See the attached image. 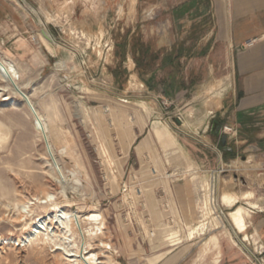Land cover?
Wrapping results in <instances>:
<instances>
[{"label": "rangeland", "instance_id": "374dc122", "mask_svg": "<svg viewBox=\"0 0 264 264\" xmlns=\"http://www.w3.org/2000/svg\"><path fill=\"white\" fill-rule=\"evenodd\" d=\"M228 24L226 0H0V60L27 99L0 76V239L60 210L96 213L114 264H156L169 250L159 264H264V133L234 145L206 107L229 89ZM221 188L252 194L239 202L248 241L217 207ZM65 243L81 248L74 226ZM37 244L1 245L0 264H67L54 252L63 241Z\"/></svg>", "mask_w": 264, "mask_h": 264}, {"label": "crops", "instance_id": "0c3cea01", "mask_svg": "<svg viewBox=\"0 0 264 264\" xmlns=\"http://www.w3.org/2000/svg\"><path fill=\"white\" fill-rule=\"evenodd\" d=\"M226 1L229 45L232 48V76L229 89L217 109L223 120L221 128L228 126L234 129L235 137L231 141L238 145L252 142L253 138L247 136L250 133H264L258 127L259 119H264V0ZM58 52L59 47L57 54ZM221 130L219 133L222 134ZM221 161L220 157L217 165ZM215 252L217 260L221 256L220 245ZM171 253L170 250L164 252L156 264Z\"/></svg>", "mask_w": 264, "mask_h": 264}, {"label": "bare ground", "instance_id": "6f19581e", "mask_svg": "<svg viewBox=\"0 0 264 264\" xmlns=\"http://www.w3.org/2000/svg\"><path fill=\"white\" fill-rule=\"evenodd\" d=\"M38 35H37V39H38ZM46 39L50 41L52 44L54 43L47 35H46ZM55 51H56V48H55ZM56 57H57V54H56ZM0 73H1L0 76L2 79L9 82L11 85L13 84V87L17 88V86L13 83L16 80L15 77L17 76V72L12 65H6L0 60ZM218 106H219V102L217 101L215 102L213 100L207 102L206 104V107L208 108L210 113H212L215 109H217ZM41 120H42L41 116L37 115V118L35 119L37 130H39L43 138L45 137V139L48 141V136L46 134L45 128L42 126ZM150 136L151 135H149V138ZM149 138L145 139L143 143L148 141ZM143 143L141 145H143ZM46 150L48 152L47 154L48 157L52 158L51 148L49 149V146H48ZM52 165L55 168L58 166L55 161L54 163H52ZM227 184L229 185V183ZM221 189H222V193L217 197L218 206L217 205L216 206L218 208L224 207V208L229 209L228 212L226 213V218L231 228L235 231L237 235L243 236L242 238L243 242L248 241L249 237L246 234V230L249 227L248 226L249 222L247 220L250 218V216L248 215V213H246L245 208L242 205H239V202L249 201L252 198V194L248 191L239 193L235 191H227L226 189L225 191H223V188ZM48 198H51V197L47 196L44 199H39L38 197H31L30 199H28L27 208L29 207V205H33V204H30L32 202L37 203L39 205H45L47 203ZM246 205L248 206L250 205V207L256 208L254 204L249 203V202L246 203ZM58 213L60 214L61 217L57 215L56 213L53 215L51 213L44 217H38L35 220L31 219L33 221L31 225H29L26 228L28 229V231L25 233V235L21 239H16L15 241L11 239H8V240L0 239V246L1 245L2 246L3 245L5 246L15 245L16 247L22 248V247H26L31 244L40 243L42 245V244H46V242H49V241L55 242V240L57 239L59 241H63L64 244H53L54 252L56 251L60 252L64 260L67 262V264L68 263L69 264H76V263L114 264L111 254H109L110 252H112L111 246L97 239L98 235L102 234L101 230L103 229V226L100 221L101 217L99 214L91 213V214H86V215H77L73 213H66V212H63L62 210H60ZM212 220L214 221L213 227L217 229L218 228L217 221L214 218ZM86 225H89V228H86L87 227ZM73 226L75 227L77 231V235L79 236L80 241H81V248L75 252L67 250L66 248L67 246L65 243V241L68 238H70V236H72ZM176 236H174V233L168 234V238L166 239L169 240L170 246H174L180 242L179 239L175 238ZM95 239H97L98 244H94ZM208 241L209 243L206 245L209 246L212 244L214 250L218 249L219 244H218V239L216 235L210 237ZM95 250H99V251L95 252Z\"/></svg>", "mask_w": 264, "mask_h": 264}, {"label": "water", "instance_id": "95a60500", "mask_svg": "<svg viewBox=\"0 0 264 264\" xmlns=\"http://www.w3.org/2000/svg\"><path fill=\"white\" fill-rule=\"evenodd\" d=\"M38 40H39L42 48L44 49V51L47 53V55H49L51 58H56L55 48H54L53 44L46 39V35H45V33L43 31H41L40 34L38 35ZM14 89L17 90L18 93H20L21 97L24 100L26 99V97L23 95V93L20 90H18L16 87H14ZM24 103H25V105H27L30 113L36 119L37 116H36L32 106L27 101H25ZM219 130H220V127H217V131H219ZM44 142H45V145H46V148H47L48 147V143H47V140L45 139V137H44ZM240 181L242 182V184H245L244 180L240 179Z\"/></svg>", "mask_w": 264, "mask_h": 264}, {"label": "built area", "instance_id": "2783aa9c", "mask_svg": "<svg viewBox=\"0 0 264 264\" xmlns=\"http://www.w3.org/2000/svg\"><path fill=\"white\" fill-rule=\"evenodd\" d=\"M221 129H222L221 131L224 134V136H226L228 139H233L235 137V130L234 129H232L228 126H223ZM248 151H252V150H248Z\"/></svg>", "mask_w": 264, "mask_h": 264}]
</instances>
